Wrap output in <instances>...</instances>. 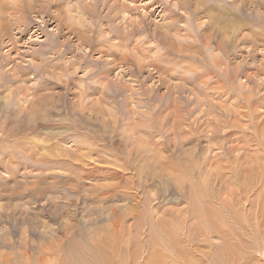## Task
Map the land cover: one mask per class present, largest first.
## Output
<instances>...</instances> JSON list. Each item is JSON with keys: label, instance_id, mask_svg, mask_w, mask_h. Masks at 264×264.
<instances>
[{"label": "rangeland", "instance_id": "1", "mask_svg": "<svg viewBox=\"0 0 264 264\" xmlns=\"http://www.w3.org/2000/svg\"><path fill=\"white\" fill-rule=\"evenodd\" d=\"M0 5V264L28 246L32 256L59 247L64 220L83 215L92 228L94 219L107 225L104 235L120 229L123 243L133 239L139 261L150 234L154 250H169L166 264H264V0ZM98 192L117 195L96 200ZM112 206L124 209L116 232ZM206 219L217 229L211 237ZM164 224L178 236H164Z\"/></svg>", "mask_w": 264, "mask_h": 264}, {"label": "bare ground", "instance_id": "2", "mask_svg": "<svg viewBox=\"0 0 264 264\" xmlns=\"http://www.w3.org/2000/svg\"><path fill=\"white\" fill-rule=\"evenodd\" d=\"M10 1V0H9ZM111 1V0H110ZM79 3V2H78ZM179 3H181V2H179ZM229 3H230V1H229ZM16 4V3H15ZM40 4H41V2H40ZM39 4V5H40ZM114 4V3H113ZM177 4V3H176ZM214 4V3H213ZM13 5V4H12ZM29 5V4H28ZM32 5V4H31ZM31 5H29V6H31ZM108 5V4H107ZM174 5V4H173ZM230 5H231V3H230ZM16 6H17V4H16ZM42 6V5H41ZM41 6H39V7H41ZM44 6V5H43ZM175 6V5H174ZM204 6H205V9H211L210 7H208L207 5H205L204 4ZM31 7H33V6H31ZM115 7V6H114ZM123 7H125V6H123ZM183 7H186V5L183 3V4H181L180 5V8H183ZM224 7V6H223ZM1 8H2V10H1ZM116 8V7H115ZM126 8V7H125ZM186 9V8H185ZM220 9V8H219ZM4 9H3V5H0V13L3 11ZM26 10V9H25ZM118 10H122V9H118ZM192 10V9H191ZM183 11V10H182ZM213 11V10H212ZM30 12V11H29ZM173 12V11H172ZM205 12V11H204ZM34 13V12H33ZM92 13V12H91ZM37 14V13H36ZM192 14L193 15H197V14H199V10L195 7L193 10H192ZM203 14V13H202ZM205 14H206V16H208V17H210L211 19L213 18V19H217V17L214 15V13L213 12H211V11H206L205 12ZM187 15V13H185V16ZM219 15V14H218ZM217 15V16H218ZM237 15V14H236ZM1 16V15H0ZM50 17V16H49ZM181 17H183V16H181ZM201 17V16H200ZM212 19V21H214ZM234 22V21H233ZM200 24V23H199ZM198 24V25H199ZM16 25H17V23H16ZM228 26V23L226 22V23H223L221 26H220V29L221 28H225L226 29V27ZM235 26V25H234ZM134 29L135 28H133L131 31H129V32H124V33H121L122 35H124V36H126V37H128V36H131V34H133L134 33ZM202 29V28H201ZM211 29V28H210ZM237 30V29H236ZM224 31V30H223ZM205 33V32H204ZM209 33V32H208ZM145 35V34H144ZM210 36V35H209ZM263 36V35H262ZM208 37V36H207ZM205 38V37H204ZM210 38V37H209ZM123 39H125V37L123 38ZM208 39V38H207ZM110 39H109V37H107V39L106 40H104V41H101L102 43H104V42H108ZM235 40H237L236 38H235ZM97 41V40H96ZM208 41V40H207ZM207 41H204V44L205 45H208V42ZM264 41V40H263ZM166 43V42H165ZM238 43V42H237ZM3 45V44H2ZM169 46V45H168ZM217 46H219V45H217ZM216 46V47H217ZM251 48V47H250ZM253 48V47H252ZM240 51V50H239ZM107 52V51H106ZM222 52V51H221ZM105 54V53H104ZM126 54V53H125ZM124 57V56H123ZM124 59V58H123ZM219 63V62H218ZM223 63V62H222ZM106 66V65H105ZM112 68V67H111ZM102 69V68H101ZM108 70V69H107ZM218 70V69H217ZM85 73V72H84ZM219 73V72H218ZM86 78H87V76H85ZM84 77V78H85ZM61 81V80H60ZM62 82V81H61ZM99 84V83H98ZM60 85H62L61 83H60ZM87 86V85H86ZM69 87H71V86H69ZM90 87V86H89ZM85 89V88H84ZM83 89V90H84ZM88 94V93H87ZM80 95H83V94H80ZM18 97V96H17ZM82 97H84V96H82ZM22 98V97H21ZM20 98V99H21ZM26 98V97H25ZM85 98V97H84ZM170 98H172V97H170ZM88 99V98H87ZM91 99V98H90ZM254 99V98H253ZM24 100V99H23ZM69 100V99H68ZM76 100V99H75ZM74 100V101H75ZM27 101V100H26ZM89 101V100H88ZM198 101V100H197ZM245 101V100H244ZM249 101V100H248ZM76 102V101H75ZM79 103V102H78ZM85 103V102H84ZM199 104V103H198ZM62 105H63V103H62ZM61 105V106H62ZM243 105V104H242ZM60 106V105H59ZM64 106V105H63ZM166 106V105H165ZM47 107V106H46ZM4 108H5V106H4ZM63 108V107H62ZM66 108V107H65ZM167 108V107H166ZM59 109V108H58ZM23 112V111H22ZM83 112V111H82ZM133 113V112H132ZM130 116V115H129ZM47 117V116H46ZM130 118H132V117H130ZM171 118V117H170ZM45 119V118H44ZM135 121V120H134ZM5 123H8V122H5ZM41 123V122H40ZM169 123V122H168ZM44 124V123H43ZM22 127H23V125L21 124V123H18L17 125H15V127L11 130V132L15 135L16 133V135H18L19 133L18 132H21L22 131ZM67 127V126H66ZM68 128V127H67ZM35 129V128H34ZM43 130V129H42ZM75 130V129H74ZM53 131V130H52ZM71 131V130H70ZM47 132V131H46ZM45 132V133H46ZM70 133V132H69ZM165 133V132H164ZM187 133V132H186ZM202 133V132H201ZM262 133V132H261ZM50 134V133H49ZM64 134V133H63ZM198 134V133H197ZM18 137V136H17ZM207 137V136H206ZM262 137H264V135H262ZM40 138V137H39ZM73 138V137H72ZM190 138V137H189ZM203 138V137H202ZM46 140V139H45ZM89 140H91V139H89ZM236 140V139H235ZM16 141V140H15ZM225 141V140H224ZM9 142V141H8ZM64 142V141H63ZM225 143V142H224ZM263 144H264V141L261 143V146H262V148H263ZM227 145V144H226ZM27 146V145H26ZM52 146V145H51ZM160 146V145H159ZM260 146V147H261ZM25 147V146H24ZM60 147V146H59ZM259 147V148H260ZM67 148V147H66ZM209 148H210V146H209ZM240 146L239 145H237L236 146V149H233V150H231V152L233 153V152H237V150H240ZM243 148V147H242ZM27 149V148H26ZM205 149V148H204ZM208 149V148H207ZM231 148H229V150H230ZM244 149V148H243ZM22 150V149H21ZM44 150V149H43ZM148 150V149H147ZM152 150V149H151ZM225 150V149H224ZM260 150H264V148L263 149H259V151ZM23 151V150H22ZM26 152V151H25ZM103 152V151H102ZM102 152H101V154H102ZM144 152V151H143ZM208 152V151H207ZM223 152V151H222ZM225 152L227 153V151L225 150ZM262 152V151H261ZM50 153H52V152H50ZM76 153V152H75ZM139 153V152H138ZM146 152H144V154H145ZM169 153V152H168ZM213 153V152H212ZM228 153H230V152H228ZM141 154V153H140ZM37 155V154H36ZM230 155V154H229ZM228 155V156H229ZM57 156V155H56ZM74 156V155H73ZM99 156V155H98ZM134 156H135V154H134ZM138 156V155H137ZM144 156V155H143ZM148 156V155H147ZM150 156V155H149ZM159 156V155H158ZM171 156V155H170ZM222 156L223 157H227V155L226 154H224V153H222ZM41 157V156H40ZM44 157V156H43ZM86 157V156H85ZM102 157V156H101ZM139 157V156H138ZM141 157V156H140ZM139 157V158H140ZM146 157V154H145V156H144V158ZM151 157V156H150ZM241 157V156H240ZM42 158V157H41ZM77 158V157H76ZM81 158V157H80ZM88 158V157H87ZM132 158H133V156H132ZM137 158V157H136ZM148 158V157H147ZM218 158H220L219 156H218ZM217 158V159H218ZM231 158V157H230ZM27 159V158H26ZM74 159V158H73ZM91 159H93V158H91ZM135 159V158H134ZM160 159H162L161 157H160ZM209 160H210V158H208ZM216 159V160H217ZM236 159V158H235ZM28 160V159H27ZM75 160V159H74ZM77 160V159H76ZM143 160V159H142ZM145 160V159H144ZM205 160V159H204ZM214 159H212V161H213ZM131 161V160H130ZM136 161V160H135ZM147 161V160H146ZM159 161V160H158ZM165 161V160H164ZM163 161V162H164ZM167 161V160H166ZM211 161V160H210ZM235 161V160H234ZM24 162H25V160H24ZM33 162H34V160H33ZM96 162V161H95ZM149 162V161H148ZM153 162V161H152ZM160 162V161H159ZM218 162H219V159H218ZM37 163V162H36ZM46 163V162H45ZM138 163V162H137ZM199 163V162H198ZM23 164V163H22ZM31 164V163H30ZM33 164V163H32ZM47 164V163H46ZM130 164V163H129ZM132 164H134V163H132ZM34 165V164H33ZM147 164H145V166H146ZM178 165V164H177ZM210 165V164H209ZM219 165V164H218ZM36 166V165H35ZM46 165H44V167H45ZM51 166H54V165H51ZM72 166V165H71ZM153 166H156L155 164L153 165ZM166 166V165H165ZM168 166V165H167ZM207 166V165H206ZM32 167V166H31ZM50 167V166H49ZM49 167H47V168H49ZM59 167V166H58ZM134 167V166H133ZM151 167H152V165H151ZM226 167V166H225ZM170 168V167H169ZM200 168V167H199ZM13 169V168H12ZM41 169V168H40ZM55 169V168H54ZM151 169V168H150ZM229 168H227L226 170H228ZM261 169V168H260ZM36 170V169H35ZM152 170V169H151ZM171 170V169H170ZM186 170V169H185ZM225 170V171H226ZM230 170V169H229ZM233 170V169H232ZM13 171V170H12ZM52 171V170H51ZM230 172V171H229ZM14 173V172H13ZM124 173V172H123ZM135 173V172H134ZM133 173V174H134ZM145 174H147V173H145ZM199 174V173H198ZM227 174H229L228 172H227ZM234 174V173H233ZM25 175V174H24ZM62 175V174H61ZM122 175V174H121ZM132 175V174H131ZM149 174H147V176H148ZM230 175H232V173L230 174ZM17 176V175H16ZM34 176V175H33ZM37 176V175H36ZM86 176V175H85ZM108 176V175H107ZM123 176V175H122ZM134 176V175H133ZM141 176H142V174H141ZM140 176V177H141ZM146 176V177H147ZM195 176V175H194ZM259 176H263L264 177V172H260V175ZM30 177V176H29ZM94 177V176H93ZM116 177V176H115ZM145 177V176H144ZM38 178V177H37ZM131 178H132V176H131ZM131 178H130V180H131ZM136 178V177H135ZM139 178V177H138ZM26 179H27V177H26ZM39 179H41V178H39ZM44 179V178H43ZM65 179V178H64ZM123 179V178H122ZM144 179H146V178H144ZM148 179V178H147ZM204 179V178H203ZM2 180V179H1ZM35 180V179H34ZM127 180H128V178H127ZM126 180V181H127ZM139 180V179H138ZM36 181V180H35ZM119 181V180H118ZM125 181V180H124ZM133 181V180H132ZM146 181V180H145ZM144 181V182H145ZM152 181V180H151ZM197 181V180H196ZM52 182V181H51ZM120 182V181H119ZM128 182V181H127ZM127 182L125 183L126 185H127ZM140 182V181H139ZM29 183H30V181H29ZM34 183V182H33ZM38 183V182H37ZM54 183V182H53ZM56 183V182H55ZM77 183V182H76ZM123 183V184H124ZM130 183V182H129ZM135 183H137V182H135ZM134 183V184H135ZM260 183H262V182H260ZM264 183V182H263ZM58 184V183H57ZM60 184V183H59ZM62 184V183H61ZM70 185H71V183H69ZM105 184V183H104ZM109 184H111V183H109ZM108 184V185H109ZM116 184V183H115ZM138 184V183H137ZM178 184V183H177ZM27 185V184H26ZM112 185V184H111ZM118 185V184H117ZM181 185V184H180ZM110 186V185H109ZM131 185H129V188H131V187H133V186H131ZM141 186V185H140ZM152 186V185H151ZM179 186V185H178ZM121 187H122V185H121ZM123 187H125V186H123ZM136 187V186H135ZM138 187V186H137ZM247 187V186H246ZM45 188H47V187H45ZM61 188V187H60ZM77 188V187H76ZM126 188H128V187H126ZM134 188V187H133ZM132 188V189H133ZM147 188V187H146ZM40 189V188H39ZM143 189V188H142ZM145 189V188H144ZM148 189V188H147ZM116 190V189H115ZM123 190V189H122ZM33 191V190H32ZM31 191V192H32ZM37 191V190H36ZM121 191V190H120ZM126 191V190H125ZM130 192V191H129ZM133 192V191H132ZM132 192H130V193H132ZM137 192V191H136ZM147 192V191H146ZM33 193V192H32ZM32 193H30V194H32ZM56 193V192H55ZM98 193H100V194H102L103 196H99V198H96V200H100L102 197L103 198H106V197H115V195H117V194H115V193H109L108 195L106 194V192L104 193V192H98ZM126 193V192H125ZM134 193H135V191H134ZM133 193V194H134ZM262 193H263V191H262ZM124 194V193H123ZM127 194V193H126ZM139 194V193H138ZM155 194V193H154ZM58 195V194H57ZM131 195V194H130ZM32 196V195H31ZM121 195H119V197H120ZM127 196V195H126ZM30 197V196H29ZM55 197H57V196H55ZM124 197V196H123ZM131 197H132V201H133V199H135V197H136V195H131ZM259 197V196H258ZM118 198V197H117ZM126 198V197H125ZM48 199V198H47ZM54 199V198H53ZM58 199V198H57ZM62 199H65V198H62ZM109 199V198H108ZM111 199H113V198H111ZM118 199H120V198H118ZM129 199V198H128ZM128 199H126V200H128ZM131 199V198H130ZM55 200V199H54ZM53 200V201H54ZM124 200V199H123ZM122 200V201H123ZM139 200V199H138ZM198 200V199H197ZM83 203L85 202L84 201V198H82V200H81ZM104 201V200H103ZM52 202V201H51ZM59 202H61V201H59ZM110 202H112V201H110ZM124 203H126V201H123ZM137 202V201H136ZM140 201H138V203H139ZM159 202V201H158ZM204 202V201H203ZM140 203H142V202H140ZM139 203V204H140ZM163 203V202H162ZM152 204V203H151ZM259 204V203H258ZM58 209H60V210H63V208H65V206H66V203H64V204H54ZM126 205V204H125ZM128 205V204H127ZM130 205V204H129ZM128 205V206H129ZM205 206V205H204ZM260 206V205H259ZM121 207V206H120ZM142 207V206H141ZM257 207V206H256ZM119 209L120 208H118V207H110L109 208V211L107 212L108 214H110V217H112L114 220H113V222L111 223V226H110V228L111 227H114L115 228V230H114V232H116V230L117 229H119L118 227H117V225L116 224H118V221H119V219L120 218H122V217H124V214H122V213H124L123 211H124V209L122 208V210L123 211H120L119 212ZM127 210H131V212L132 211H135L136 209L134 208V205L133 206H131V207H129V209L128 208H126ZM154 209V208H153ZM261 208H259V210H260ZM259 210H257V211H259ZM263 210V209H262ZM137 212H138V210H136ZM135 211V212H136ZM168 211V210H167ZM207 211V210H206ZM264 211V210H263ZM163 212V211H162ZM187 212V211H186ZM196 212V211H195ZM254 212V211H253ZM68 213V212H67ZM118 213L119 214H122L121 216L120 215H118ZM139 213H141V211L139 212ZM145 213V212H144ZM255 214H258V215H256V216H259V213L258 212H254ZM263 213V212H262ZM138 214V213H137ZM214 214H215V212H210V216L212 217V216H214ZM255 214H253V213H251V216H253V215H255ZM131 215V214H130ZM132 215L135 217V216H137V215H135V213L134 212H132ZM207 215H209V213L207 214ZM263 215V214H262ZM80 216H82V215H80ZM84 216V215H83ZM80 217L78 220V223H75V224H71V225H68V219H65L64 220V225H63V227H64V229H65V231L69 234L68 236H64V238H66V241L65 242H62V243H59L58 244V246L59 247H55V245H53L50 249H47V252H45V253H43V255H41L40 253L39 254H37V255H33L32 256V254L28 251L29 250V246L27 247V248H24V249H22L21 251H19L18 252V254H19V257L18 258H16V260L15 261H8V257H5L4 258V260H3V262H8L9 264H45V263H43V262H45V259L49 256H52V255H54V257L57 259V264H154V262H157L158 263V259H157V256H155V254H159L162 258H163V261H162V264H166V260H167V258H168V256H169V253H168V251L169 250H167L166 251V253H164V254H162V253H158L157 252V250H154L153 248L155 247V245H151V243H153V242H155V240H154V238L152 237V236H150V234H149V236L147 237V239H146V243H149V245H147L148 246V248L147 247H144V250H143V252L145 253V256L144 257H148V256H152V257H150L149 259L150 260H148V261H145V259H144V257H140L141 258V261H139L138 260V256H137V253H138V250H135V249H132L133 248V245H134V242H133V239H129V241H128V243H123V241L121 240V238H122V232H121V230L119 229L116 233H113L112 235H104V231H107L108 230V227H107V225L105 226V227H100L98 224H99V222H98V220H96V219H94L95 221H93L92 223H93V228L91 227V224L89 225V219H87L85 216L84 217ZM105 216V215H104ZM139 216V215H138ZM199 217V216H198ZM255 217V216H254ZM63 218H65V217H63ZM89 218V217H88ZM137 219V218H136ZM244 219V218H243ZM133 220H134V218H133ZM207 220V219H206ZM209 220V219H208ZM207 220V221H208ZM251 220V219H250ZM137 221V220H136ZM213 221V220H212ZM211 221V222H212ZM256 221V220H255ZM79 222H81L82 223V225L79 223ZM108 222V221H107ZM147 223V222H146ZM250 223V222H249ZM121 224V223H120ZM176 224H177V222H176ZM179 224V223H178ZM203 224V223H202ZM170 225V224H169ZM168 224H164V226H162L160 229H159V231L160 232H162V233H164V236H166L168 239L170 238V239H173L177 234H176V228H174L172 225L171 226H169ZM194 225V224H193ZM199 225V224H198ZM203 225H205V226H203V227H201V228H204L205 229V231H204V233H205V236L206 235H208V236H213V235H215L216 233H217V229L214 227V225L212 224V223H209V221L206 223V224H203ZM220 225V224H219ZM66 226H69L68 228H66ZM180 226V225H179ZM187 226V225H186ZM62 227V228H63ZM160 227V226H159ZM184 227V226H183ZM182 227V228H183ZM139 228V227H138ZM196 228V225H194V226H191V227H189L188 229H186L185 228V231H187V233H192V232H196L197 230L195 229ZM197 228H199V226L197 227ZM181 229V228H180ZM136 230V229H135ZM182 230V229H181ZM180 230V232H182V234H185V232L184 231H181ZM91 232V234H95V238L93 237V238H91V242H89V235H90V232ZM202 231V230H201ZM142 232V231H141ZM180 232H178V233H180ZM50 234H51V232H49ZM161 233V234H162ZM198 234H201V233H199V232H197ZM221 233V232H220ZM224 233H225V231H224ZM141 234V233H140ZM222 235H223V233H221ZM76 235V236H75ZM186 235V234H185ZM135 236H137L136 234H135ZM178 236V235H177ZM180 236V235H179ZM200 236V235H199ZM201 236H202V234H201ZM219 236V235H218ZM224 236V235H223ZM220 237V236H219ZM0 238H1V235H0ZM2 243H4V242H6V241H8L6 238H4V237H2ZM191 240V239H190ZM188 241V240H187ZM226 241V240H225ZM179 243V242H178ZM189 243V242H188ZM234 243V242H233ZM169 244H171V242H169ZM180 244V243H179ZM190 244V243H189ZM7 245H9V244H7ZM195 245V244H194ZM226 246H227V244H225ZM62 246H64V248L62 247ZM143 246H145V244H143ZM176 246V245H175ZM174 245H173V248H174V250H175V254H176V256L178 257V258H180V259H182V258H184L183 257V255H184V253H183V251H182V249H180V248H178V246H177V249H176V247H175ZM216 246H217V244H216ZM240 246V245H239ZM142 247V246H141ZM171 247H172V245H171ZM221 247H223V245L221 246ZM143 248V247H142ZM150 248V249H149ZM172 248V249H173ZM216 248V247H215ZM138 249H139V246H138ZM219 249H220V246H219ZM165 250V249H164ZM140 251H142V249H140ZM143 254V253H142ZM154 254V255H153ZM171 260H170V256H169V262H170ZM169 262L167 263V264H169ZM215 263V262H214ZM170 264H172V263H170ZM182 264V263H181ZM188 264H190V262L188 261ZM191 264H194V263H191ZM224 264V263H223Z\"/></svg>", "mask_w": 264, "mask_h": 264}]
</instances>
